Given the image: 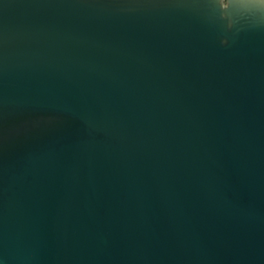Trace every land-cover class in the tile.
Wrapping results in <instances>:
<instances>
[{"label":"water","instance_id":"95a60500","mask_svg":"<svg viewBox=\"0 0 264 264\" xmlns=\"http://www.w3.org/2000/svg\"><path fill=\"white\" fill-rule=\"evenodd\" d=\"M0 264H264V0H0Z\"/></svg>","mask_w":264,"mask_h":264}]
</instances>
